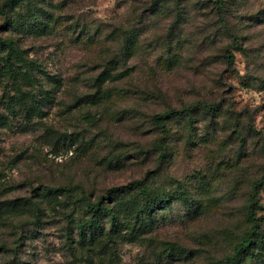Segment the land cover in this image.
Here are the masks:
<instances>
[{"label": "rangeland", "instance_id": "obj_1", "mask_svg": "<svg viewBox=\"0 0 264 264\" xmlns=\"http://www.w3.org/2000/svg\"><path fill=\"white\" fill-rule=\"evenodd\" d=\"M158 1L27 0L14 16L29 26L17 31L0 17V35L36 62L33 86L18 93L0 54V264H223L251 231V204L264 236V0H213L221 12L187 0L182 21L177 0L153 11ZM112 19L130 25L138 88L110 82L101 95L97 58L117 39ZM46 75L62 87L42 96ZM200 102L221 112L172 120L165 136L149 121ZM142 180L170 202L113 195L103 202L121 226L102 215L97 236L79 240L92 217L83 196L98 202ZM60 186L72 191L46 192ZM262 258L258 245L235 264Z\"/></svg>", "mask_w": 264, "mask_h": 264}, {"label": "trees", "instance_id": "obj_2", "mask_svg": "<svg viewBox=\"0 0 264 264\" xmlns=\"http://www.w3.org/2000/svg\"><path fill=\"white\" fill-rule=\"evenodd\" d=\"M167 0H159L158 4H155L152 8L153 11L159 10L162 11L160 7L161 4L165 3ZM187 0H177L175 7L177 13V21L183 20L185 14L183 6ZM27 0H3L0 5V17L4 18V22L2 26L7 27V31L25 29L29 25L25 22L21 25V20L19 18H15L14 13H16L18 8H22L26 4ZM213 5H217L216 8L218 12H221L224 7L223 1L213 0L209 1ZM36 20L39 17L36 14H33ZM32 15V16H33ZM32 17L29 18L31 20ZM223 23H225L224 19H221ZM111 22V23H110ZM105 26H109L112 28L113 32L116 34V41H113V45L107 48V51H103L100 56L97 58L99 60V64L102 70V74L95 80L96 90L101 95H107L109 91L116 88H110V82H114L117 84V88L121 90H126L129 92H133L134 88H138L134 86V82L131 79L130 75L133 72L132 67L129 65L127 58L129 55V49L131 47L130 37L128 34L130 33V25L124 21V19H112ZM35 27H39L42 29H46L47 26L44 24L39 25L36 23ZM104 27V26H102ZM18 29V30H19ZM106 29L102 28L104 32ZM1 32V29H0ZM102 32V33H103ZM105 34V32H104ZM239 38L244 39L242 35ZM121 39V41L119 40ZM130 45H129V44ZM166 46H170V42L165 44ZM0 54L2 57V62L8 68L10 74L13 76L16 84L18 93L23 92V85H28V87L33 86V82H35V73L32 71L36 62L31 59L28 51L25 49L22 43L16 42L11 38H5L0 35ZM229 61H234V56H228ZM49 80L43 85L44 88L42 96L50 95L55 91L58 92L62 87V81L60 78L53 76L52 78L48 77ZM129 78V79H128ZM94 84V83H93ZM42 85V84H41ZM27 92V91H24ZM98 95V94H97ZM105 98V96H104ZM99 104L102 103L101 100L98 101ZM220 107L215 104H208L205 102H200L195 105H191L188 107H183L182 109L177 108H168L164 112H159L150 117L149 121L156 127L160 133L165 136L168 133V123L172 120H182L185 118L193 119L192 116L197 112H203L208 115L215 116L217 112H221ZM96 118V116H95ZM94 119H92L90 115L89 125L93 124ZM159 148L161 149V156L165 157L167 155L166 144L163 139L159 140ZM72 189L66 186H60L55 188H47L46 192L50 195L61 196L67 193H70ZM131 193H137L139 197H142L145 200H153V204L161 207L170 202V197L166 193H158L153 189H150L145 180L142 181H133L125 186L112 188L108 191L106 198L102 197L98 202H92L86 196L82 197L85 203V211L87 214H91V219L88 222H85L83 225L78 227V237L79 240L85 241L86 233L92 237L97 236L98 230H101V217L105 215L108 217L110 223L113 228H119L121 226V217L117 214L113 207H109L103 201H107L111 199L113 195H126ZM255 208L253 204L248 208L249 216L251 217V221L253 226L251 231L241 239L239 243L235 245L234 253L227 257L223 264L226 263H238L244 259V256L247 253L252 252L254 248L260 245V252L264 256V236L262 235L261 228L256 219V215L254 212ZM264 261V258L261 259Z\"/></svg>", "mask_w": 264, "mask_h": 264}]
</instances>
